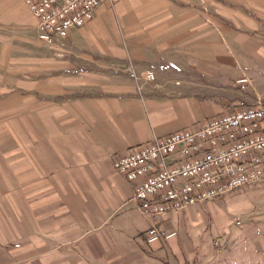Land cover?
Wrapping results in <instances>:
<instances>
[{
	"label": "crops",
	"instance_id": "0c3cea01",
	"mask_svg": "<svg viewBox=\"0 0 264 264\" xmlns=\"http://www.w3.org/2000/svg\"><path fill=\"white\" fill-rule=\"evenodd\" d=\"M36 32L20 0H0V264H245L264 250V235L223 241L212 203L142 216L112 167L252 103L235 80L264 62V0H120L69 33L62 59ZM150 225L175 235L147 245Z\"/></svg>",
	"mask_w": 264,
	"mask_h": 264
},
{
	"label": "built area",
	"instance_id": "2783aa9c",
	"mask_svg": "<svg viewBox=\"0 0 264 264\" xmlns=\"http://www.w3.org/2000/svg\"><path fill=\"white\" fill-rule=\"evenodd\" d=\"M20 1L36 22L37 40L62 59L68 53L69 33L88 24L98 7H112L120 0ZM143 80L154 82V74L145 71ZM248 83L244 77L235 81L240 89ZM112 167L134 183L132 201L149 219L167 211L179 215L240 188L264 185V103L255 98L196 128L153 135L138 149L116 158ZM233 224L239 226L240 220ZM174 235L150 225L144 243L163 242Z\"/></svg>",
	"mask_w": 264,
	"mask_h": 264
},
{
	"label": "rangeland",
	"instance_id": "374dc122",
	"mask_svg": "<svg viewBox=\"0 0 264 264\" xmlns=\"http://www.w3.org/2000/svg\"><path fill=\"white\" fill-rule=\"evenodd\" d=\"M247 58L256 62L251 56H247ZM258 69L260 70L241 71L238 77L247 78L249 83L243 89L237 87V84L235 85L250 100L259 98L264 103V62H258ZM238 77L237 79H239ZM224 113L226 112L223 111L221 114ZM212 204L214 206L211 207L212 213L209 212V216L211 219L212 217L216 218L220 229L227 230V234L222 237L223 241L228 243H257L258 239L263 238L264 185L240 188L218 198ZM236 218L240 220L239 226L233 224V220ZM251 250L255 259H248L245 264H264V250L257 252L253 246Z\"/></svg>",
	"mask_w": 264,
	"mask_h": 264
}]
</instances>
